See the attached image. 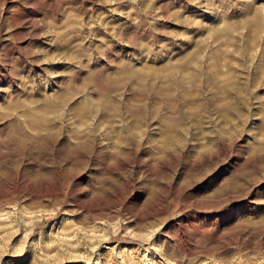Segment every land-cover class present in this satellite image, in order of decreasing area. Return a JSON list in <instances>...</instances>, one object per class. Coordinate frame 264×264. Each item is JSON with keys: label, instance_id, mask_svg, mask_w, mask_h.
<instances>
[{"label": "rangeland", "instance_id": "374dc122", "mask_svg": "<svg viewBox=\"0 0 264 264\" xmlns=\"http://www.w3.org/2000/svg\"><path fill=\"white\" fill-rule=\"evenodd\" d=\"M10 12L0 0V48ZM21 57L24 67L0 89V190L92 174L86 161L101 156L97 143L108 153L122 145L129 158L173 154L172 167L157 164L149 178L133 173L144 193L166 195L163 213L143 222L123 199L129 189L100 227L87 221L72 238L63 236L74 228L69 195L61 208L54 193L38 204L20 194L0 202L15 243L6 264H264V155L227 169L238 148L264 141V0H43L40 49ZM140 110L148 116L127 113ZM174 111L186 115L154 126ZM217 139L224 157L192 169L194 152ZM88 141L96 144L72 148ZM187 215L198 220L180 225Z\"/></svg>", "mask_w": 264, "mask_h": 264}, {"label": "bare ground", "instance_id": "6f19581e", "mask_svg": "<svg viewBox=\"0 0 264 264\" xmlns=\"http://www.w3.org/2000/svg\"><path fill=\"white\" fill-rule=\"evenodd\" d=\"M10 2H11V4H13V12L12 13L10 12L11 13L10 16L7 17L8 27L10 28L9 29L10 34L7 33L9 43L5 44V42H4L0 48V55L1 54L3 55V62L0 64V89L2 91L5 88L4 84L6 85V83L14 80L17 76V73L20 72L22 70V68L24 67L25 60H24V58L21 57V54L24 52V50L26 52L29 50L30 53H34L38 49H40V44H41V8L43 5V0H10ZM9 10H10V8L8 9V11ZM8 11H6V12H8ZM5 19H6V17H5ZM3 21L7 22L6 20H3ZM0 93H1V91H0ZM130 109H132V108H130ZM103 113H102V115H104ZM127 113L130 116L136 115V113H138L139 116H145L146 117V116H148L149 112L140 110L138 112L137 111H128ZM184 115H186V112H183V111H176V112L174 111L171 114L163 115L162 119L154 122V124H155L154 126L156 127L157 124L168 125L170 122H172L173 119H175L174 117L178 118V117H183ZM193 115H195V114H193ZM99 116H101V113ZM156 116H157V114L154 113L153 117H156ZM157 119H159V118L157 117ZM173 125H175V124L173 123ZM175 126H177V125H175ZM179 128H180V126H179ZM169 130H170V128H169ZM138 135H140V134H138ZM211 139H214V138H211ZM153 140H155V139H153ZM78 141H80V140L78 139ZM165 141H166V139H165ZM151 142H152V139H151ZM263 142L260 145V141H259V145L255 146L254 148L251 146V148H253V149H247L246 148L250 152L238 148V150L235 151L236 152L235 157L232 158L231 160H229L228 165H227V169H230L233 171H239L240 168L247 167L252 162L256 161L258 158H261L264 155V143ZM229 143H231V142H229ZM229 143H227V145ZM95 144L96 143L92 142V141L78 142V143L74 144L72 146V148L75 151H81V150H85L86 148L90 147V145L92 146ZM141 144H140V147H142ZM231 144H229V146H228L229 148H232ZM96 145L99 146V150H101L100 151L101 156L99 157V155H98V157H90V158H88V161H86L91 166V170L93 171L92 174L89 173V175L85 176V174L82 173L83 171L74 172L69 177L67 185H64V186L59 184V182H56V184L54 186L53 185L52 186L51 185L42 186L41 184H39V185H34L31 188H24V187H18V186L13 185V186L8 187L7 189L0 190V202L10 204L12 202V199L14 198L15 194H20L21 196H24L27 199L32 200L34 204H38L43 198L54 193L57 197H59L58 207L61 208L62 201L65 200V196L69 195L70 196V206H68L69 208L66 206L65 211H64V215L67 216L68 214H70L69 212L71 211V209H73L74 213L72 212L73 215L70 217V220L72 221L74 228H73L72 232H66L63 234V236H65V238L66 237L70 238L71 235H74L77 231L82 230V228L85 226L84 225L82 227V225L87 221L93 222L94 227H97V228L100 227L103 224L102 219L104 218L106 212L110 211L112 209L114 210V208H116L117 205L122 203L121 200L119 199L118 192L122 191L123 189H129L130 190L126 196L123 195V199L125 201L131 203L130 207L133 208L134 213H135L134 215L131 214L132 217H134V218L136 217L137 220L143 222L144 220H148L151 218L153 219V218H156L157 216H160L164 210L159 205H162L165 202V200H166L165 196L166 195L156 191V188L150 194L144 193L145 190L143 191V189H141L140 187H137V184H139V183H138V180H136L134 178L133 173L135 170H138V171H141L142 173H144V175L149 178L155 174L154 173V167L157 164L162 165L163 168L172 167L170 160L172 159L171 155L173 154V152H164L163 154H160V156H156V157L148 155L147 153H149V152H147L146 155L140 156V158H137L135 155H133L132 157L129 158V157H125V155H124L125 148L122 145L120 148H118L117 150H115L112 153L106 152L105 149H107V148H104L103 146H101L102 143H97ZM128 145H131V143H128ZM222 145L223 144L221 143L220 139H217V140H213L210 143L209 147L203 148V149L197 151L196 153L194 152V154L192 155L193 158L190 160V162H192V164H191L192 169H194V168L199 169V167H201V166L206 167L205 169H208V168H213L214 166H216L218 164V162L220 161L221 157H224V156H222L223 155ZM226 150H228V149H226ZM145 151H148V149H146ZM162 151H163V149H162ZM131 152H133V151L130 150V153ZM138 152H139V150H138ZM140 152H142V151H140ZM192 152H193V150H192ZM185 155H187V154H185ZM74 164H76V162ZM181 165L185 166L184 164H181ZM165 170H167V169H165ZM129 171H131L132 173H129L128 176L123 175L124 173H127ZM263 178H264V171L262 172V176L259 177L258 182L261 181ZM211 179H213V178H211ZM211 181L212 180H210V182ZM20 183H22V182H20ZM164 187H166V186H164ZM249 187L254 188L255 186H254V184H251L250 186H248V189H249ZM156 192H158V193H156ZM215 199H216V197L214 198V200ZM250 202H252V201H250ZM71 206L73 208L70 209ZM57 210H58V208H55L53 211L45 214V217L53 216L57 212ZM10 214H11V210L9 207L8 209H5L4 211L0 212V220H2V219H8L9 220V218L11 217ZM216 218H217V216L215 213L210 214V220L212 219L210 221L211 222L210 225L214 224L213 220ZM59 219H61V218H59ZM8 220L6 222H3L2 224H0V229H1L0 230V236L2 237V238L0 237V255H1V263L2 264H6L5 256L8 254V249L12 245L15 246L14 242H10V240H11L10 236L5 237L6 235L12 234ZM197 220H198L197 217L187 215V216L181 218L180 225L184 224V223L187 224L188 222H195L196 223ZM57 222H58V220L57 221L55 220V221L51 222L45 228H42L39 231V235L41 237L43 235H45L46 232H49L48 230L51 227L53 228L56 226ZM28 235H29V233L27 234V236ZM27 238L28 237H26L25 240L22 243H20L19 245H16L19 247L20 251L26 247ZM107 238L108 237H106V239ZM50 246L52 247V245H50ZM193 251H195V250H193ZM26 259H27L26 257L25 258H17V260H18L17 263L25 262Z\"/></svg>", "mask_w": 264, "mask_h": 264}]
</instances>
